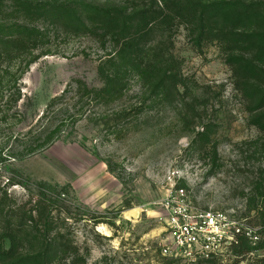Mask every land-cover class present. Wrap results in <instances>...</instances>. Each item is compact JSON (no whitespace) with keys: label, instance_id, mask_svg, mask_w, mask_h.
<instances>
[{"label":"rangeland","instance_id":"1","mask_svg":"<svg viewBox=\"0 0 264 264\" xmlns=\"http://www.w3.org/2000/svg\"><path fill=\"white\" fill-rule=\"evenodd\" d=\"M32 1L68 4L84 16L90 6L120 8L128 17L157 4ZM4 18L0 24L43 35L35 51L41 57L28 71L26 61L0 62V197L31 210V200L47 194L75 241V264H187L161 254L167 233L160 203L174 171L183 172L178 185L202 207L228 211L255 233L263 229L264 134L235 90L226 47H198L175 25L144 30L139 61L122 54L111 62L119 48L96 25L80 31L49 18ZM103 73L118 80L116 94L101 92Z\"/></svg>","mask_w":264,"mask_h":264},{"label":"trees","instance_id":"2","mask_svg":"<svg viewBox=\"0 0 264 264\" xmlns=\"http://www.w3.org/2000/svg\"><path fill=\"white\" fill-rule=\"evenodd\" d=\"M156 1L155 8L137 10L127 17L120 8L90 6L84 16L68 4L32 0H15L8 4L7 0H0V16L6 21L18 14L33 19L49 18L68 30L87 31L91 25H96L114 39L119 48L111 62L120 59L122 54L130 57L131 63L137 61L147 47L142 42L146 29L153 32L184 26L198 47L206 42L226 47V63L233 71L235 90L256 112L253 124L264 134V88L259 87L264 85V0ZM42 35L40 30L27 26L0 24V62L3 59L26 61L25 70L28 71L41 57L35 51ZM153 65L151 61L150 67ZM103 78L101 92L116 94V77H106L103 73ZM176 85L174 80L173 87ZM57 100L54 98L49 107ZM49 191V195L56 193L53 188ZM47 198V194L42 193L35 202L31 200L33 208L26 210L7 194L0 197V264L76 263L78 251L68 232V224H60L55 218ZM262 217L257 218L263 227L255 233L258 240L242 236L233 247L237 256L234 264H264V255H254L264 251V214ZM23 249H30V252H23ZM208 264L220 263L210 261Z\"/></svg>","mask_w":264,"mask_h":264},{"label":"built area","instance_id":"3","mask_svg":"<svg viewBox=\"0 0 264 264\" xmlns=\"http://www.w3.org/2000/svg\"><path fill=\"white\" fill-rule=\"evenodd\" d=\"M177 179H183V172L169 174L170 188L160 203L166 219L167 242L161 246L164 257L187 264H225L237 260L233 247L240 237L258 240L255 231L230 212L202 207Z\"/></svg>","mask_w":264,"mask_h":264},{"label":"bare ground","instance_id":"4","mask_svg":"<svg viewBox=\"0 0 264 264\" xmlns=\"http://www.w3.org/2000/svg\"><path fill=\"white\" fill-rule=\"evenodd\" d=\"M136 214H137V211L133 210V211L129 212L127 215L134 217V216H136ZM101 230H104V229H101Z\"/></svg>","mask_w":264,"mask_h":264}]
</instances>
